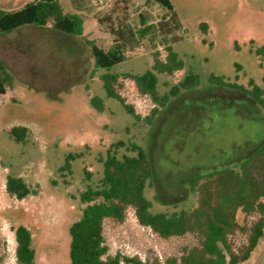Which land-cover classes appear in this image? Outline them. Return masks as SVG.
I'll return each instance as SVG.
<instances>
[{
    "label": "rangeland",
    "instance_id": "obj_1",
    "mask_svg": "<svg viewBox=\"0 0 264 264\" xmlns=\"http://www.w3.org/2000/svg\"><path fill=\"white\" fill-rule=\"evenodd\" d=\"M33 0H0V8L19 9ZM65 11L84 21L81 34H68L47 25H25L0 32V60L12 76V86L0 94V240L1 264H17L14 227L26 225L33 234L35 264H68L70 225L85 204L81 193L96 186L103 175L102 159L113 143L124 141L118 154H133L131 143L142 145L150 157L153 176L146 195L154 211L195 206L187 179L239 161L264 140V112L251 96L213 84L211 74L264 91V0H172L181 27L168 28L162 4L145 0H60ZM208 25L207 31L201 23ZM129 23L136 30L153 25L127 59L110 69L98 67L88 40L109 49L111 28ZM178 39V40H177ZM172 45L185 66L172 74L158 73L163 104L139 92L127 73L151 69ZM200 84L172 94L188 72ZM116 74L115 90L141 118L109 97L103 74ZM103 99L99 110L92 97ZM27 127L23 141L13 126ZM69 154L70 168H64ZM8 175L22 177L31 193L19 199L6 188ZM241 210L242 225L256 219ZM109 252L120 251L144 261L163 263L195 242L192 235L162 238L142 226L132 208L126 219H106ZM236 247L247 241L239 230ZM125 264V263H123ZM242 264H264V236Z\"/></svg>",
    "mask_w": 264,
    "mask_h": 264
},
{
    "label": "trees",
    "instance_id": "obj_2",
    "mask_svg": "<svg viewBox=\"0 0 264 264\" xmlns=\"http://www.w3.org/2000/svg\"><path fill=\"white\" fill-rule=\"evenodd\" d=\"M127 1V0H124ZM156 1L167 7L163 22L168 28L181 27L172 0ZM68 34H81L84 21L76 13L66 12L60 0H33L19 9L0 8V32L8 33L25 25H47ZM153 25H145L136 30L131 24L123 23L111 28L115 34L113 45L109 49L100 47L94 40H88L98 67L110 69L127 59L126 52L134 48L139 36H144ZM204 31L208 25L201 23ZM178 40V39H177ZM167 55L161 59L155 54L151 69L144 73H127L136 83L139 92L149 95L157 103L163 104L168 96L158 95V73L172 74L184 68L185 63L172 45L166 47ZM264 53V47L258 53ZM104 87L109 97L121 102L128 113L141 118L134 106L128 103L115 88L116 74H103ZM12 76L0 60V94H5L12 86ZM213 84L238 89L251 96L264 112V91L253 79L249 86L227 80L222 75L211 74ZM200 84L198 74L190 71L184 79L172 89L177 94L182 88L190 89ZM99 110L104 107L103 99L97 96L91 99ZM27 127L16 125L11 129L17 141H23ZM124 141L113 143L102 159L103 175L96 186H89L81 193L85 204L79 219L69 228L68 264H155L144 261L139 256H130L120 251L109 252L104 233L105 220L110 218L118 222L126 219L129 208L134 210L138 222L150 228L162 238L192 235L195 242L184 246L180 255H172L158 264H242L250 258L260 239L264 236V140L254 146L237 166H227L206 173L190 176L187 184L196 197V204L190 208L174 211H154L153 202L146 195V188L153 176V167L147 150L140 144L131 143L128 150L133 154H118ZM69 154L64 168H70ZM7 191L22 199L31 193V188L22 177L8 175ZM256 215L250 225H242L237 214ZM239 230L247 235V241L236 247L232 236ZM17 264H35L37 252L32 231L24 224L14 227ZM2 241L0 240V249ZM2 257L0 256V264Z\"/></svg>",
    "mask_w": 264,
    "mask_h": 264
}]
</instances>
